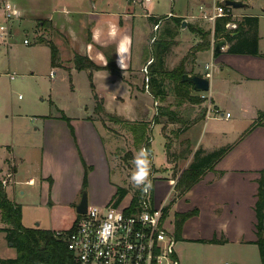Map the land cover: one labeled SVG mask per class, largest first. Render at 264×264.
<instances>
[{
    "label": "crops",
    "instance_id": "crops-1",
    "mask_svg": "<svg viewBox=\"0 0 264 264\" xmlns=\"http://www.w3.org/2000/svg\"><path fill=\"white\" fill-rule=\"evenodd\" d=\"M4 1H10L19 11L17 20L18 24L22 25L20 34L23 33L24 39L31 40L28 34L34 33L37 25L42 27L47 24L48 30H55L60 34L58 40L53 39L59 50L61 46L58 43H66L65 47L70 49L74 56L75 54L88 56L100 66H106L110 58L114 60L118 72L113 73L102 68L78 70L76 67L72 72H68L74 76L83 73L84 86L88 87L93 102L97 103L95 95L100 101H102L101 97H105L103 104L108 111L118 115L119 121L125 123L127 127H124V130L129 136L135 137L133 132L135 126L148 124L152 152L155 155L153 144L157 140L164 155V162L157 166L154 161L151 169V174L159 172L165 176L162 179L150 177L154 182L152 189L155 191L157 202L155 206H164L166 209L168 207V211L172 206H177L179 211L176 214L194 212L184 222L178 237L175 215L174 233L177 243L183 244L185 239L203 242L217 258L215 264H220L219 257L222 253L230 260L228 264H263L259 247L255 243L257 240L255 205L258 181L260 178L264 179V125L253 128L243 135L246 128L257 120L262 109L254 108L249 121L239 118L229 131L215 133L214 123L223 119L229 121L234 114L227 110L225 112L231 113L229 118L214 116L213 111L207 110V103L203 102L204 98L200 102H194L181 91L182 95H186L188 103L181 105L180 110H175V107L171 109L164 106L155 107V104L160 105L167 96L166 72L172 71L182 61L185 62L186 73L206 76L210 71L212 78L216 76L219 83H227L230 79L219 71L216 72V69L224 72L225 68L229 67L240 74H245L242 64L247 65L249 60L242 57L249 55L228 53L230 43L227 42L220 54L215 55L216 21L209 17L213 14L215 5L224 3V0L219 2L214 0L211 6L201 0L197 10L188 9L187 3L184 4L183 0H0L1 17L4 15ZM242 1L246 6L234 10L237 16L241 17L239 21L246 15L259 16L258 13L252 12L253 0ZM177 18L181 19L179 24ZM184 20L187 22L186 27H182ZM157 22L159 27L155 30ZM199 29L209 33L210 46L207 48L196 47L204 42V36ZM154 30L159 35L163 33V36L173 37L176 41L173 48L170 42L156 44V49L161 53V61L154 53L153 42L158 38L153 35ZM2 42L0 39V47L4 43ZM118 46L124 58L125 68H122L118 62ZM259 52L262 54L260 44ZM189 53H191L190 57ZM55 67H60L59 61ZM55 72L57 73L56 70ZM153 76L162 79L159 86L162 91L159 95H155L149 89ZM240 77L242 80L237 81L240 84L264 82L263 77L247 76V78L244 75ZM146 78L148 84L145 82ZM212 78H210L208 96L210 103L220 110L211 92ZM190 90V96L202 98L203 92L196 91L193 85ZM110 98L112 105L108 103ZM128 101L132 102L136 109L135 114H124L121 110ZM56 108L61 113L64 112L59 107ZM89 109L90 107H87L86 112ZM243 113L242 109L238 112L240 117ZM60 116L61 114L56 113L34 118L39 124L37 136L25 141L22 148L7 149L0 162V176L12 174V185L5 187L8 197L21 204L22 223L29 228L53 230L69 228L77 216L76 206L81 199L85 178L89 204L100 206L114 204L112 199L117 188L114 189V194L107 197H100L97 194L102 185L109 181L115 164V156H110L112 146L114 148L116 145L108 133L106 124L95 117L91 118L88 113L74 117L66 115L70 118L69 121L61 119ZM173 127H176L174 138L167 132ZM155 130H157L156 135ZM107 144L110 146L109 151ZM228 144H234V147L208 168L201 180L184 194L179 195L175 185L184 170L195 161L196 152L202 150L208 153ZM181 145H184L182 150L179 149ZM134 147L145 148V143L138 139ZM70 154H75L77 157L74 168L69 162ZM133 155L131 153L130 157ZM28 157L34 160L30 164V171L24 172L22 167ZM175 170L177 173L174 176L172 173ZM115 172L116 170L113 169L112 173ZM29 179H34V183L28 184ZM25 182L30 187L19 188ZM38 185L41 188L40 201L50 208L52 213H54L52 209L62 207L71 209L69 223L43 227L41 221H38L33 227L26 225L22 197L27 194V198L37 199ZM164 194L165 196L162 197ZM127 195L119 204L114 205L127 208L133 199L129 195L128 202L124 203ZM165 217L164 214V219ZM8 226L0 210V258L2 259L17 255L16 248L7 238L5 229ZM175 257L179 264L184 263L185 253L182 245L175 253Z\"/></svg>",
    "mask_w": 264,
    "mask_h": 264
},
{
    "label": "rangeland",
    "instance_id": "rangeland-1",
    "mask_svg": "<svg viewBox=\"0 0 264 264\" xmlns=\"http://www.w3.org/2000/svg\"><path fill=\"white\" fill-rule=\"evenodd\" d=\"M200 1L201 0H183V3H187L188 9L197 10ZM204 1L207 5L211 6L214 0ZM219 1L220 0H218V2ZM251 4L252 12L258 13L260 16L258 23V36L262 54L242 57L249 60L247 65L244 63L242 64V70L245 74H240L235 69L229 67L225 68L224 72H222L221 69H216V72L219 71L223 76H227L230 79L227 83H219V79H217L216 76L212 78L213 85L211 87V92H213V97L220 106L219 114L221 115V110H224L223 113H226L225 111L228 110L233 112L234 116L229 121L223 119L215 122V133L229 131L230 128H232V124L238 122L239 118L249 121V118L254 112V108H261L262 111L260 112H264V82H245L242 84L237 82L242 80L240 76L243 75L245 77H263L262 79H264V0H253ZM161 8L164 9L163 7ZM1 21H4V15L3 17L0 16V23ZM161 22H163V20ZM21 27L22 25L18 24V20H15L13 22L14 34H12V39L7 43L2 42L3 45L0 47V162L7 153V149L22 148L25 141L37 136L36 132L39 124L34 121V118L54 115L56 113L62 114L64 112L66 115L73 117L88 113L91 118L95 117L106 124L108 133L116 145L114 148L112 146V154L110 156H115L113 169H115L116 172L112 173V169L109 181L104 183L102 188L99 189L97 193L98 196L107 197L108 195H112L114 194V189H118V187L121 186L127 188L130 197L132 196L131 198H133L135 192L139 188H137L130 180L134 167L132 163L133 157H130V155L140 149L134 147V144L137 143V141L134 140L135 138L129 136V133L124 130V127L127 126L125 123L118 120V115L107 110L105 104H103L105 97H101L102 101H100L98 97V102H93V97L89 92L88 87L84 86L83 73H77L75 76L70 75L69 72H72L75 69L73 62L74 55L70 49L65 47L66 43H58L59 46H61V49H58V61L60 67H52L50 46L47 44H55L53 39L58 40V37H60V34L57 31L48 30L47 24L42 27L37 25L34 28V33L30 32V34H28V37L31 38V40L29 39V45L24 43V35L23 33L20 34ZM199 30L201 33L204 32L201 29ZM45 32H48V34H45ZM153 35L158 36L153 42L155 55L157 52L156 44L158 42H161L162 44L170 42L172 48L176 43V41L173 40V37L167 38L166 36H163V33L159 35L158 32L155 31ZM45 36H47V38ZM208 37L210 38V36ZM190 55L191 53H189V57ZM184 68L186 70L185 62ZM51 69L57 71L54 77L50 75ZM11 75L14 76L13 79L11 78ZM167 76V96H165L163 100L161 99L163 101L161 103L162 105L155 104V107L164 106L167 109L175 107V110H180L179 107L181 105L188 103L186 101V95L181 94L183 88H181L173 79L174 74L171 73V71ZM84 81L86 82L85 79ZM145 82L148 84L147 78L145 79ZM147 87L148 86L146 85V88ZM149 89H151V87H149ZM188 90L191 91L190 89ZM208 93L210 92H205L207 95ZM203 102L207 103V110L211 108L214 112L216 106L210 104L208 98L203 99ZM92 103L93 105H91ZM108 103L112 105V98L108 100ZM56 107H59L64 112L61 113ZM87 107H90L88 112H86ZM240 109L244 110L241 117L238 114ZM121 110L124 111V114L132 115L136 113V109L130 101L125 103V105L121 107ZM261 117H263L264 120V113ZM156 132L157 130L154 131L155 135ZM167 132L172 138H174L176 127L168 129ZM153 145L155 151V163L157 166H160L161 163L164 162V155L157 140ZM183 146H179V149L181 148L182 150ZM107 149L108 151L110 149L108 144ZM70 155L69 162L74 168L77 164V157L75 154ZM33 160V158L28 157L26 164L22 167L24 172L30 171V164ZM167 167L171 168L170 166ZM11 171H14V169H11ZM176 173L177 170L172 174L175 176ZM155 174L150 173V177H152V179L165 178V176L159 172ZM6 177L8 176L6 175ZM9 178L10 177H8V179ZM9 180V184L6 186L12 185V179ZM153 183L154 182L152 181V188ZM29 187L30 186L25 182L19 188ZM37 188V199L27 198V194L22 197L25 209L24 222L26 225L33 227L38 221H41L43 227L62 226L69 223L71 220V209H67L66 207L52 209L54 210V213H52L51 209L44 206L40 201L41 188L39 185ZM152 188L150 189L147 202L150 206H155L157 202L155 200V191H153ZM83 190L84 188L82 189V192ZM18 193L19 191H17V194ZM129 195H127L124 203L128 202ZM164 196L165 194L162 197ZM141 197V202L143 203L145 200V193L142 191ZM130 204H128V207ZM128 207L126 209H129ZM177 211H179V207L177 206H172L169 211L168 207L165 210L166 217L164 219V226L172 233H174V217ZM66 229L69 228L57 230L65 231ZM181 245L185 253L183 264H215L214 262L217 258L214 257L213 251L210 252L209 247L203 242L185 239L183 244H176L175 252H178ZM219 258L220 264L230 263V260L224 253L220 254Z\"/></svg>",
    "mask_w": 264,
    "mask_h": 264
},
{
    "label": "trees",
    "instance_id": "trees-1",
    "mask_svg": "<svg viewBox=\"0 0 264 264\" xmlns=\"http://www.w3.org/2000/svg\"><path fill=\"white\" fill-rule=\"evenodd\" d=\"M222 4V3H221ZM229 16H221L216 19L214 28L215 41L225 40L230 43L228 53L231 54H247V55H259V36H258V23L259 16L257 15H246L242 20L238 22L237 28L229 29L226 24L231 21ZM177 23L181 22V19H176ZM201 33V31H200ZM204 36V42H201L196 47L207 48L210 46L209 33L202 32ZM51 49V64L52 66L58 65V48L53 43H48ZM220 52H215L218 56ZM156 56L161 61V53H156ZM159 61V62H160ZM75 67L78 70L83 69H107L110 72H118L119 69L113 59H109L106 66H100L91 60L88 56L81 54H75L74 56ZM167 74L169 71L166 72ZM174 74V80L178 85L183 88L182 92L187 94V97L191 101L200 102V97L190 96L189 90L192 85L183 79V75L186 73L184 68V61L179 66L171 71ZM92 79V77H90ZM162 79L160 80L156 76L150 80L151 91L155 95L161 94ZM93 86V85H92ZM98 102V96L95 95ZM263 113L259 112L258 119L244 132L246 135L253 128L264 125ZM61 119L69 121L64 113L60 116ZM135 135V141L141 139L145 143V147L152 150L150 147V136L149 126L146 123L135 126L133 129ZM234 144H228L226 146L215 149L211 152L205 153L202 150L196 152L195 161L184 170L180 178L178 179L175 188L179 192V195L184 194L189 190L195 183L202 179L208 168L212 167L222 157H224L232 148ZM257 201L255 205L257 222V240L256 244L259 247L262 263L264 264V179L260 178L258 181ZM87 188L86 178L84 179V189ZM129 190L125 187L119 186L112 201L114 204H119ZM141 198V190L138 189L135 192L129 211L136 210L139 205ZM0 210L2 213L3 220L8 223L7 231L8 241L12 243L13 247L17 250V255L12 258H0V264H75V260L72 252L68 249L65 241L56 236V230L44 229V228H29L22 223V206L9 199L8 194L5 190L2 180L0 178ZM166 210V208H165ZM194 214L193 211L186 213L176 214V235L180 236L184 222ZM80 215L77 214L76 217ZM68 231V230H65Z\"/></svg>",
    "mask_w": 264,
    "mask_h": 264
},
{
    "label": "built area",
    "instance_id": "built-area-1",
    "mask_svg": "<svg viewBox=\"0 0 264 264\" xmlns=\"http://www.w3.org/2000/svg\"><path fill=\"white\" fill-rule=\"evenodd\" d=\"M235 8L225 3L216 4L210 19L229 16L231 21L226 24L229 29L237 28L239 17ZM4 21L0 24V39L7 43L12 39L13 22L19 18V11L10 1L3 2ZM159 27L156 23L155 29ZM29 44L28 38L24 39ZM55 70L51 71L54 76ZM12 78L14 77L11 75ZM206 77L212 78V72ZM202 98L209 96L202 93ZM211 104V103H210ZM212 111L211 108L208 109ZM215 115L221 118L231 117L230 112ZM11 179L12 174H7ZM8 177L0 176L2 184H9ZM28 184L34 183L29 179ZM9 186V185H8ZM145 200L136 210L129 211L120 205L100 206L89 204L87 212L76 217L68 231L56 230V236L63 239L72 252L75 264H179L175 257L177 238L164 226V206H150Z\"/></svg>",
    "mask_w": 264,
    "mask_h": 264
},
{
    "label": "clouds",
    "instance_id": "clouds-1",
    "mask_svg": "<svg viewBox=\"0 0 264 264\" xmlns=\"http://www.w3.org/2000/svg\"><path fill=\"white\" fill-rule=\"evenodd\" d=\"M118 62L122 68H125L124 58L121 55V49L117 48ZM155 161L154 153L148 148L141 147L133 155V171L130 176L131 182L142 192L147 193L152 188L150 173Z\"/></svg>",
    "mask_w": 264,
    "mask_h": 264
},
{
    "label": "water",
    "instance_id": "water-1",
    "mask_svg": "<svg viewBox=\"0 0 264 264\" xmlns=\"http://www.w3.org/2000/svg\"><path fill=\"white\" fill-rule=\"evenodd\" d=\"M224 3L233 8H241L246 6V3L242 0H224ZM187 22L184 20L182 22V27H186ZM226 45L225 40H219L215 44V51L220 52L222 48ZM183 79L194 86V89L198 92H207L210 90V79L206 76L199 74H184ZM89 205L87 189H84L81 195L80 202L76 206L77 214H84L87 212Z\"/></svg>",
    "mask_w": 264,
    "mask_h": 264
}]
</instances>
